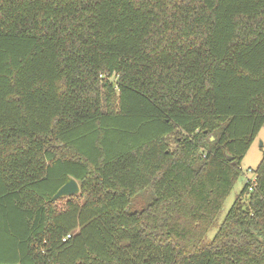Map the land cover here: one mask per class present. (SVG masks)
Returning a JSON list of instances; mask_svg holds the SVG:
<instances>
[{
    "label": "trees",
    "instance_id": "obj_1",
    "mask_svg": "<svg viewBox=\"0 0 264 264\" xmlns=\"http://www.w3.org/2000/svg\"><path fill=\"white\" fill-rule=\"evenodd\" d=\"M263 124L264 0H0V264H264Z\"/></svg>",
    "mask_w": 264,
    "mask_h": 264
},
{
    "label": "rangeland",
    "instance_id": "obj_2",
    "mask_svg": "<svg viewBox=\"0 0 264 264\" xmlns=\"http://www.w3.org/2000/svg\"><path fill=\"white\" fill-rule=\"evenodd\" d=\"M263 153H264V124L259 130V133L257 134L255 140L253 141V143L251 144L250 148L248 149L247 153L245 154V156L241 161L240 166L242 169V173L225 200L221 213L219 214L218 217V223L213 225L209 229L207 234L208 237L211 238L215 234L218 228V224L223 220L228 209L234 202L236 195L241 191L247 179H253L255 177L254 169L259 164L263 156ZM249 168L253 169V171H250Z\"/></svg>",
    "mask_w": 264,
    "mask_h": 264
},
{
    "label": "water",
    "instance_id": "obj_3",
    "mask_svg": "<svg viewBox=\"0 0 264 264\" xmlns=\"http://www.w3.org/2000/svg\"><path fill=\"white\" fill-rule=\"evenodd\" d=\"M213 139V137H211ZM232 158V156H228ZM80 192V185L77 179L73 176H68L67 180L56 190L52 198L57 199L59 197L70 196Z\"/></svg>",
    "mask_w": 264,
    "mask_h": 264
},
{
    "label": "built area",
    "instance_id": "obj_4",
    "mask_svg": "<svg viewBox=\"0 0 264 264\" xmlns=\"http://www.w3.org/2000/svg\"><path fill=\"white\" fill-rule=\"evenodd\" d=\"M250 171H253V169L249 168ZM255 179H256V175L253 179H251V182H252V186L255 185ZM252 188V187H251Z\"/></svg>",
    "mask_w": 264,
    "mask_h": 264
}]
</instances>
